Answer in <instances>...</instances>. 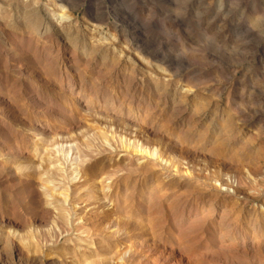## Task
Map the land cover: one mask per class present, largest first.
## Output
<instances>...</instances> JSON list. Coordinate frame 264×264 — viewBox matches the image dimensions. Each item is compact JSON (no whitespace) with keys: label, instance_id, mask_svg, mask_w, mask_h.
Instances as JSON below:
<instances>
[{"label":"rangeland","instance_id":"obj_1","mask_svg":"<svg viewBox=\"0 0 264 264\" xmlns=\"http://www.w3.org/2000/svg\"><path fill=\"white\" fill-rule=\"evenodd\" d=\"M258 185L264 0H0V264H264Z\"/></svg>","mask_w":264,"mask_h":264},{"label":"bare ground","instance_id":"obj_2","mask_svg":"<svg viewBox=\"0 0 264 264\" xmlns=\"http://www.w3.org/2000/svg\"><path fill=\"white\" fill-rule=\"evenodd\" d=\"M140 162H141V161H140ZM158 183H159V182H157V184H158ZM152 185H153V183H152ZM155 185H156V184H155ZM258 186H259L258 189L260 188L259 190H261V189L263 190V188H262L263 186H261V185H258ZM150 187H151V186H150ZM108 188H110V187H108ZM154 188H155V187H154ZM254 191H255V190H254ZM263 191H264V190H263ZM263 191H261V193H262ZM110 192H111V191H110ZM255 192H256V191H255ZM112 193H113V192H112ZM259 194H260V192H259ZM190 200H191V199H190ZM181 201H182V200H181ZM193 202H194V201H193ZM182 203H183V202H182ZM189 203H190V202H189ZM189 203H187V201H186V202L184 203V205L186 206V205L189 204ZM179 205H180V204H179ZM182 205H183V204H182ZM193 205H194V204H193ZM208 207H209V206H208ZM207 209H208V208H207ZM229 209H230V208H228V210H229ZM187 210H188V209H187ZM181 211H182V209H181ZM207 211H209V210H207ZM221 212H222V213L225 212L224 209H223ZM196 213H197V212H196ZM204 213H206V212L204 211ZM208 213H209V212H208ZM206 214H207V213H206ZM206 214H205V215H206ZM210 214H211V213H210ZM205 215H204V216H205ZM207 216H208V215H206V217H207ZM211 216H212V214H211ZM220 216L222 217V214H221ZM196 217H197V216H196ZM206 217H203V216H202L203 219L206 218ZM209 217H210V216H209ZM263 217H264V216H263ZM191 218H192V216H191ZM192 219H193V218H192ZM195 219H196V218L194 217V220H195ZM196 220H197V219H196ZM219 220H220V221H223V217L220 218ZM263 220H264V218H263ZM201 221H202V220H201ZM204 221H205V219H204ZM204 221H203V222H204ZM200 223H201V222H200ZM218 223H219V222H218ZM198 224H199V223H198ZM222 224H223V223H222ZM227 224H228V223H227ZM223 225H225V224H223ZM251 225H252V224H251ZM226 230H227V229H226ZM227 231H228V230H227ZM221 232H222V230H221ZM262 234H263V233H260L259 236H262ZM222 235H224V234H222ZM262 237H263V236H262ZM252 238H254V237H252ZM257 239H258V240L255 239V240H256V241H254L255 243H259V242H260L259 239H261V237L259 238V237L257 236ZM217 241H218V240H217Z\"/></svg>","mask_w":264,"mask_h":264}]
</instances>
